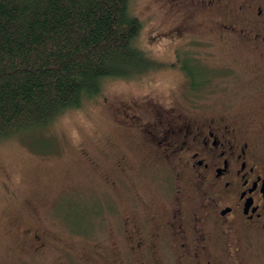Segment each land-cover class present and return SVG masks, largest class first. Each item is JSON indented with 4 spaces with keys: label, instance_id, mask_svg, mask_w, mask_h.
<instances>
[{
    "label": "rangeland",
    "instance_id": "1",
    "mask_svg": "<svg viewBox=\"0 0 264 264\" xmlns=\"http://www.w3.org/2000/svg\"><path fill=\"white\" fill-rule=\"evenodd\" d=\"M132 8L143 23L141 46L157 60V68L131 79H108L99 96L57 117L50 129L55 149L47 153L38 152L42 139L26 140L27 145L17 137L0 141V264H103L113 248L112 238L117 241L110 231L117 222L114 211L118 217L123 213L126 200H133L128 195L139 193L147 205L161 200L152 189L160 187L171 172L162 161L147 159L151 146L141 129L121 127L127 117L124 103L140 116L130 118L138 127L151 115L154 104L167 112L193 100L218 108L220 99L233 98L236 111L246 115L261 101L252 93L245 60L235 63V77L227 79L222 92L208 91L215 88L219 61L231 62L234 56L216 38L187 47V39L158 34L166 31L171 18L165 1L132 0ZM208 15L198 16L204 25L198 28L210 35L213 25ZM176 46L187 47L180 52L195 58L193 66L203 71L207 81L197 88L202 89L199 95L183 91L182 73L190 66L185 58L174 61ZM97 207L98 219L89 222ZM79 225L87 229L95 225L96 232L74 231ZM34 233L43 247L33 241Z\"/></svg>",
    "mask_w": 264,
    "mask_h": 264
},
{
    "label": "flooded vegetation",
    "instance_id": "2",
    "mask_svg": "<svg viewBox=\"0 0 264 264\" xmlns=\"http://www.w3.org/2000/svg\"><path fill=\"white\" fill-rule=\"evenodd\" d=\"M163 1L172 13L158 34L187 39V47L216 38L234 56L219 61L215 88L208 91L222 92L235 77V63L245 60L252 93L261 101L246 115L236 111L233 98L220 99L218 108L193 100L167 112L154 104L138 127L130 118L140 116L124 103L123 124L145 131L147 159L166 164L174 184L152 189L161 197L155 205L145 204L139 193L127 194L133 200H126L119 217L114 211L110 231L117 241L111 237L103 264H264V0ZM207 12L210 35L198 28V16ZM187 47L176 46L173 54L180 57L173 59L190 63L182 73L183 91L194 95L207 80L192 83L193 72L202 69L180 52ZM40 239L33 234L43 247Z\"/></svg>",
    "mask_w": 264,
    "mask_h": 264
},
{
    "label": "trees",
    "instance_id": "3",
    "mask_svg": "<svg viewBox=\"0 0 264 264\" xmlns=\"http://www.w3.org/2000/svg\"><path fill=\"white\" fill-rule=\"evenodd\" d=\"M142 27L132 0H0V141L42 139L38 152L47 153L57 117L99 96L108 79L156 69L141 46ZM193 74V84L203 81L202 70ZM164 178L161 185L171 181Z\"/></svg>",
    "mask_w": 264,
    "mask_h": 264
}]
</instances>
